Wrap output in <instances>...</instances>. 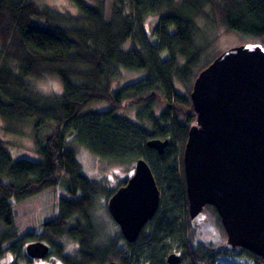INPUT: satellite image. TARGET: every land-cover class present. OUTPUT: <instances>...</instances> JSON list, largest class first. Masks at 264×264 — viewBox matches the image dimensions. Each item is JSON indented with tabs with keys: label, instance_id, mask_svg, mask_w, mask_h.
Listing matches in <instances>:
<instances>
[{
	"label": "trees",
	"instance_id": "trees-1",
	"mask_svg": "<svg viewBox=\"0 0 264 264\" xmlns=\"http://www.w3.org/2000/svg\"><path fill=\"white\" fill-rule=\"evenodd\" d=\"M70 1L78 17L36 0H0V57L5 61L0 63V118L31 123L37 133L52 129L38 147V161L14 160L0 138V260L11 253L33 262L26 248L41 241L65 264H169L175 253L181 264H264L263 257L229 245L214 206L205 208L204 220L216 225L221 241L197 242L203 221L191 218L184 165L189 134L197 124L191 97L195 81L222 54L200 68L214 41L206 48L197 45L198 19L205 18L218 32L217 40L264 38V0H112L109 20L100 0ZM149 16L159 17L153 46L145 32ZM128 41L135 46L126 51ZM162 54L168 55L164 61ZM125 71L145 75L125 84ZM36 79L59 84L51 104L35 90ZM177 83L185 92L177 90ZM105 103L108 108L87 111ZM133 110L135 119L123 115ZM72 136L103 160L133 164L143 158L151 166L161 206L135 244L121 230L102 236L93 215L101 194L110 200L128 181L106 191L88 178L68 140ZM152 139L170 141L164 154L148 146ZM62 181L69 198L59 201V215L44 224L41 234L29 232L16 240V207ZM69 240L79 244L74 258L65 250Z\"/></svg>",
	"mask_w": 264,
	"mask_h": 264
},
{
	"label": "water",
	"instance_id": "water-1",
	"mask_svg": "<svg viewBox=\"0 0 264 264\" xmlns=\"http://www.w3.org/2000/svg\"><path fill=\"white\" fill-rule=\"evenodd\" d=\"M191 97L197 124L184 153L191 218L207 206L216 207L229 245L264 258V45L243 44L223 52L199 74ZM169 143L152 139L148 146L164 154ZM160 206L157 179L142 158L108 209L127 242L135 244ZM26 250L34 260L51 253L41 241ZM181 262L177 253L168 259L169 264Z\"/></svg>",
	"mask_w": 264,
	"mask_h": 264
},
{
	"label": "rangeland",
	"instance_id": "rangeland-1",
	"mask_svg": "<svg viewBox=\"0 0 264 264\" xmlns=\"http://www.w3.org/2000/svg\"><path fill=\"white\" fill-rule=\"evenodd\" d=\"M92 2L91 0H88ZM106 6V17L110 19L111 8L113 5L112 0H100ZM39 4L49 6L52 9L62 13L68 14L73 17H78L76 7L70 0H36ZM209 13V10L207 11ZM159 20L158 16H149L145 22V32L151 36L149 44L151 46L157 44L158 39L152 36L154 27L157 25ZM198 24L201 27V34L197 38V45L201 48H206L209 42L214 41L211 48L206 50L205 57L209 56L200 68H203L205 63L213 59L214 56L225 52L226 50L240 46L241 44H261L264 45V38H250V40L240 41L237 38H218V32L211 28L207 24L205 18L198 19ZM173 32V30H171ZM135 45L128 41L125 45V50H131ZM168 58L167 54L160 55L162 61ZM5 62L3 56L0 57V63ZM9 67H15V63L12 61H6ZM145 75L144 72H126L123 79V83H128L137 79L142 78ZM32 83L38 84L39 87H35V90L40 94L46 103H52L56 99V94L60 93V86L54 80H33ZM177 90L179 92H185V88L182 84L177 83ZM43 102V103H44ZM108 108V104H96L90 106L87 111H98L101 109ZM123 115L130 117L131 119L136 118L135 111L123 112ZM49 127H43L40 133H37L33 124L31 123H8L4 122L0 118V138L5 142L6 146L14 160L28 158L34 161L41 159L38 153V147L41 142L45 143L46 136L52 130ZM76 136L70 137L68 140L71 146L76 151L79 163L83 168L84 174L100 186L103 190H116L119 186L129 181L135 173L136 163L130 164H117L110 161L103 160L93 153H91L86 147L75 143ZM63 180H66L65 178ZM65 181L46 193L30 199L26 202L19 204L15 209V228L17 233V239L20 240L29 232H34L37 235L41 234L44 229V224L52 219H55L59 215V201L62 198H69V194L65 189ZM109 199L107 195L101 194L93 210V215L100 223L103 228L102 236L107 234L110 236L120 231L119 225L115 222L108 209ZM202 219V224L199 227L197 242L204 243H219L221 241V234L216 228V225L212 221L204 220V214L199 216ZM15 240V241H16ZM14 242V241H13ZM13 242L7 244L3 248L10 246ZM22 246L26 248L27 243H22ZM79 249V244L74 241H67L65 250L67 255L75 257L76 252ZM0 264H65L62 260L57 258L55 255H49L44 260H34L29 262L27 260H18L16 254H5L3 259L0 260ZM242 264H252L249 261H243Z\"/></svg>",
	"mask_w": 264,
	"mask_h": 264
},
{
	"label": "flooded vegetation",
	"instance_id": "flooded-vegetation-1",
	"mask_svg": "<svg viewBox=\"0 0 264 264\" xmlns=\"http://www.w3.org/2000/svg\"><path fill=\"white\" fill-rule=\"evenodd\" d=\"M125 186V185H124ZM119 190V189H118ZM51 248V247H50ZM51 251H52V248H51ZM50 255H51V253H50Z\"/></svg>",
	"mask_w": 264,
	"mask_h": 264
}]
</instances>
